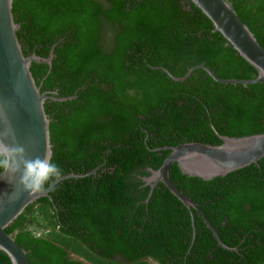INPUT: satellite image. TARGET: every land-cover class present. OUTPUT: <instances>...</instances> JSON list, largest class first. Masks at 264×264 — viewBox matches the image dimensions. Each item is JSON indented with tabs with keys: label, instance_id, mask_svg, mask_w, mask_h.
I'll return each mask as SVG.
<instances>
[{
	"label": "trees",
	"instance_id": "1",
	"mask_svg": "<svg viewBox=\"0 0 264 264\" xmlns=\"http://www.w3.org/2000/svg\"><path fill=\"white\" fill-rule=\"evenodd\" d=\"M229 1L264 48V0ZM11 13L23 55L52 49L50 65L29 67L39 91L71 96L43 103L53 162L88 173L58 181L4 228L30 264H264V157L211 179L169 166L234 249L194 209L192 237L189 210L160 181L145 201L142 177L168 153L157 147L264 132V81L219 83L200 68L179 81L161 69L257 74L190 0H12ZM33 211L46 234L27 228ZM0 264H11L2 251Z\"/></svg>",
	"mask_w": 264,
	"mask_h": 264
},
{
	"label": "water",
	"instance_id": "2",
	"mask_svg": "<svg viewBox=\"0 0 264 264\" xmlns=\"http://www.w3.org/2000/svg\"><path fill=\"white\" fill-rule=\"evenodd\" d=\"M11 1L0 0V115H6L11 122L18 141L25 146L29 156H43L45 152L51 155L49 119L45 114L43 103L45 99L65 100L71 96H53L50 93L55 94V91L40 92L35 85L30 64L38 62L50 65L52 49L49 50L47 57H40L34 53L23 55L15 33L19 23L13 21ZM190 1L210 20L213 31L219 32L232 48L256 69L257 74L248 79L220 78L208 66L198 63L189 67L181 76H174L165 68H161L167 76L181 81L192 70L200 68L213 81L219 83L247 85L264 81V48L237 16L232 3L229 0ZM215 133L221 141L208 144L187 141L157 147L156 149L168 150V153L156 169L148 168L149 174L142 177L144 184L149 185L145 201L155 184L160 181L189 210L192 237L195 234L192 213L194 209L217 244L225 249H234L220 240L198 205L179 190L168 175L169 166L173 165L187 176L211 179L231 173L250 163H256L258 159L264 157V132L239 137ZM94 171L95 169L89 173ZM87 174L67 173L63 174L60 180ZM51 188L39 194L21 193L14 179L0 177V251L6 254L11 264L30 263L25 250L18 246L12 235L7 234L4 228L36 198L41 196L50 198L48 191Z\"/></svg>",
	"mask_w": 264,
	"mask_h": 264
},
{
	"label": "clouds",
	"instance_id": "3",
	"mask_svg": "<svg viewBox=\"0 0 264 264\" xmlns=\"http://www.w3.org/2000/svg\"><path fill=\"white\" fill-rule=\"evenodd\" d=\"M63 170L51 155L29 156L6 115H0V177L15 180L21 193L39 194L61 179Z\"/></svg>",
	"mask_w": 264,
	"mask_h": 264
},
{
	"label": "rangeland",
	"instance_id": "4",
	"mask_svg": "<svg viewBox=\"0 0 264 264\" xmlns=\"http://www.w3.org/2000/svg\"><path fill=\"white\" fill-rule=\"evenodd\" d=\"M31 215L34 217V220L31 224L27 226V228L30 229L36 235L41 234V233L46 234L49 227L46 225L45 221L42 219V215L37 213V211H33ZM80 251H84V248L82 246L79 247L77 252L79 253ZM72 254L76 255L75 252H72Z\"/></svg>",
	"mask_w": 264,
	"mask_h": 264
}]
</instances>
